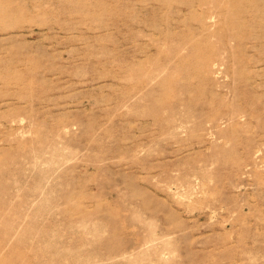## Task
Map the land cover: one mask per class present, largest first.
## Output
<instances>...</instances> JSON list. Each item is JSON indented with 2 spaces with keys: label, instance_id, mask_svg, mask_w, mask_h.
<instances>
[{
  "label": "rangeland",
  "instance_id": "1",
  "mask_svg": "<svg viewBox=\"0 0 264 264\" xmlns=\"http://www.w3.org/2000/svg\"><path fill=\"white\" fill-rule=\"evenodd\" d=\"M0 247L264 264V0H0Z\"/></svg>",
  "mask_w": 264,
  "mask_h": 264
},
{
  "label": "bare ground",
  "instance_id": "2",
  "mask_svg": "<svg viewBox=\"0 0 264 264\" xmlns=\"http://www.w3.org/2000/svg\"><path fill=\"white\" fill-rule=\"evenodd\" d=\"M0 250H1V247H0ZM0 260H1V257H0ZM3 260V259H2Z\"/></svg>",
  "mask_w": 264,
  "mask_h": 264
}]
</instances>
